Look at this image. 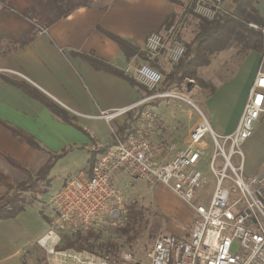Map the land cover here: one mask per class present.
<instances>
[{"label": "built area", "instance_id": "2783aa9c", "mask_svg": "<svg viewBox=\"0 0 264 264\" xmlns=\"http://www.w3.org/2000/svg\"><path fill=\"white\" fill-rule=\"evenodd\" d=\"M185 2L195 14L206 19H215L231 10L227 0ZM249 25L264 33V24L250 22ZM175 27L169 26L166 34L150 33L142 50L152 55L165 51L170 62L178 63L187 48L182 42L170 41ZM262 56L238 125L228 134L217 133L205 111L188 96L157 90L163 81L159 68L149 62L130 61L124 72L154 92L128 106L103 111L101 117L110 122L152 98L172 96L190 105L198 121L189 132L186 146L162 162L150 136L158 113L150 106L141 112L142 128L126 139L116 136V142L107 147L95 142L92 150H105L98 155L90 174L80 171L72 175L47 201L52 218L36 240L44 251L45 263L264 264V191L258 176H246L244 151L245 143L253 136L255 125L264 114V48ZM169 149H177L175 141L169 143ZM120 173L129 175L133 181H145L149 189L164 184L185 201L195 213L189 234H160L146 254L148 260L136 257L131 250L117 257L88 249L58 248L77 233L102 234L127 225L130 202L124 188L115 182ZM211 183L213 189L209 194ZM235 243L238 248L233 252Z\"/></svg>", "mask_w": 264, "mask_h": 264}, {"label": "crops", "instance_id": "0c3cea01", "mask_svg": "<svg viewBox=\"0 0 264 264\" xmlns=\"http://www.w3.org/2000/svg\"><path fill=\"white\" fill-rule=\"evenodd\" d=\"M254 5L264 21V0H255ZM2 8L0 3V12ZM185 10V0L180 3L170 0H93L90 6L79 7L50 27L41 29L37 37L25 47L15 48V44L3 47L0 52V150L34 170H38L49 158L48 152L42 149L54 153L66 150L57 160L52 173L57 166H79L84 163L86 168L82 171L90 174L93 161L102 152L97 151L96 156L97 152L92 150L93 144L99 141L107 147L115 140L95 132L87 120H105L101 117L103 111L128 106L147 96L123 75L97 67L89 58L94 57L122 72L130 61L139 63L144 60L162 67L164 59L161 56L146 58L140 54L144 52L141 49L143 42L152 32H166L167 22L173 15L176 19L171 25L176 27L170 40L184 38L182 33L190 25V22L182 21ZM108 32L137 46L139 53L129 58ZM224 52L219 51V54ZM262 54L263 51L249 50L233 72L215 84L214 93L204 98L202 109L217 133L228 134L237 127L260 68ZM24 84L67 110L83 129L55 115L45 103L27 92L22 87ZM160 98H152L145 103L166 110ZM179 105L175 116L171 115L170 120L173 119L174 123L176 120L175 125L171 122L172 130L168 129L170 123H166L164 117L150 128L160 162L171 159L177 150L186 146L189 132L197 122L192 123L195 112L188 113L193 112L192 109ZM131 111L116 117V131L134 116ZM134 126L137 130L142 128L141 118L135 121ZM13 128L22 135L32 136L42 149L21 138ZM173 141L177 145L175 151L169 149V143ZM244 151L246 176H259L264 169V114L255 125V133L245 143ZM82 157L84 162H81ZM201 167L206 169L204 164ZM0 171L16 181L20 170L0 157ZM12 173L13 177L10 175ZM124 175L118 174L115 182L124 188L126 194L129 185L128 181H124ZM134 182H142L149 191L154 190L149 189L145 181ZM261 186L264 191V179ZM3 188L8 189L0 184V198L7 196L1 194ZM212 189L213 183L208 188L209 194ZM163 203L170 215H179L177 210ZM153 210L151 212L154 213ZM188 216H191V211Z\"/></svg>", "mask_w": 264, "mask_h": 264}, {"label": "trees", "instance_id": "16d2710c", "mask_svg": "<svg viewBox=\"0 0 264 264\" xmlns=\"http://www.w3.org/2000/svg\"><path fill=\"white\" fill-rule=\"evenodd\" d=\"M170 1L181 2V0ZM0 3L3 5L0 12V42L7 41L8 44H15V48H23L37 37L41 28L50 27L61 18L69 16L79 7L90 6L93 0H0ZM254 3L255 0H227V5L231 9L230 12L228 14H221L215 19L200 17L193 12L191 6H186V9L199 19L196 34L190 42L185 43L187 50L183 58L178 63H173L170 71L164 72L163 81L157 90L167 91L174 86V84L179 85L189 79H193L199 82V84L207 86L209 83L198 76L197 69L200 66L208 65L211 62L212 54L225 50L235 44L237 46L243 45L248 48L246 53L251 49L263 51L264 33L249 25L250 22L264 24ZM175 19L176 16L174 15L169 19L167 28L171 26ZM108 34L119 43L129 58L139 53V48L124 38L111 32H108ZM140 54L149 58L145 52H140ZM89 60L97 67H104L123 75L132 85L145 89L148 96L154 92L124 71L122 72L110 67L94 57H90ZM22 87L35 98L45 103L55 115L83 129L67 110L60 107L54 101L39 94L31 87L25 86V84L22 85ZM215 90L216 86L212 85L211 91L205 98L211 96ZM147 104L149 103H144L130 112L131 114L133 113L134 116H131L129 120L118 127L116 135L113 136L115 142L116 136L124 140L130 133L137 131L138 128L134 126V123L141 117V112ZM13 130L15 133L19 134L21 138L26 139L35 147L42 149V146L39 145L32 136L22 135L14 128ZM42 150L48 152L49 158L44 165L35 172H32L28 166L19 160L0 150V157L15 168L29 175L26 180L15 183L10 176L0 171V184L8 187V189L15 190L12 195L0 198V221L17 216L26 208L28 201L26 195L23 193L29 190L41 192L42 188L40 187V183L43 181H50L52 169L57 160L61 158L66 151L63 150L60 153H54L46 149ZM100 150L104 151L105 149L101 148ZM94 162L95 161H93V164ZM134 217L136 218L137 216L130 213L129 210L128 223L126 226L120 228V230L126 229L124 231L126 232ZM100 235L101 234L95 232H90L86 235L77 233L72 237H68L64 244L58 246V248L72 247L77 250L88 249L100 252L96 248L98 245H101ZM100 249H105L107 253H111L117 257L120 256L117 252V245L112 242L105 243Z\"/></svg>", "mask_w": 264, "mask_h": 264}, {"label": "rangeland", "instance_id": "374dc122", "mask_svg": "<svg viewBox=\"0 0 264 264\" xmlns=\"http://www.w3.org/2000/svg\"><path fill=\"white\" fill-rule=\"evenodd\" d=\"M184 14L182 21L190 22V25L182 33L184 38H181V40L173 38L170 40L171 42H182L185 44L190 42L196 34L199 19L196 16H193V14L187 9ZM162 33L166 34L167 31ZM7 44V41L0 42V52ZM247 50L248 48L243 45L237 46L235 44L234 46L225 49V52L222 55L219 54V51L212 54V64L210 62L208 65L200 66L197 69L198 76L209 83L207 86H203L199 84V82L189 79L185 80L182 84H174V86L168 89L167 92H170V94L188 96L200 108H202L201 104L206 95L211 91L212 85L225 80V77L231 74L237 67ZM164 52L165 51H162L157 55L164 59L161 62L163 64L162 67H158L156 64L149 62L151 66L159 68L163 75L164 72L170 71L173 66V63L168 59L167 53ZM145 54L149 56V58L155 56L146 52ZM142 62L145 61L142 60ZM189 83L191 85L190 87L188 86ZM140 89L145 96H148L145 89ZM160 99L164 101V104L167 107L166 110L152 108L158 113V120L164 117V121L170 123L169 130H172L171 125L174 123L172 122L173 119L170 120L171 115L173 117L175 116L174 113H177L176 107H179V104H183L185 109H192L193 112L188 113L195 112L190 105L184 103L178 98L169 96L161 97ZM105 120L87 121L95 132L113 138V136H115L114 132H116L117 129L114 124L116 118L108 123ZM195 121H198V116L193 114L192 123ZM175 124L176 120L173 125ZM212 151L213 150L211 149L210 155L212 154ZM97 155L98 152L96 156ZM82 161L84 162L83 157L81 162ZM84 168H86L84 163L79 166H73L70 164L57 166L53 173L51 172L50 181H43L40 183V187L42 188L41 192L29 190L23 193L26 195L28 201L26 208L17 216L0 221V264H46L45 260H43L44 251L36 244V240L45 232L52 218V212L47 205V201L50 195L60 188L68 178L74 173L84 170ZM30 170L32 172L37 171L32 168H30ZM10 175L13 177V173ZM28 176L27 173L20 170L18 177L16 178L17 180L15 181L14 179V181L16 183L26 180ZM123 178H125V182L128 181L129 185L126 194L127 199L130 202L128 204L130 213L137 217L132 219L126 232H124L126 229H109L108 231H103L100 235L101 245L96 247L97 250L105 252L106 250L100 249V247L104 246L107 242H112L117 245V252L119 255L126 250H131L136 257L148 260L146 254L160 234L173 233L176 235H186L191 231L195 218L194 210L185 201L179 198L169 187L164 184H158L153 191H149L144 183L134 182L129 175L125 174ZM160 186L163 188L159 189L158 187ZM14 192V189L10 190L3 188L1 194L12 195ZM163 202L167 205L169 204L173 210H177L179 215H170ZM152 208L155 210H153L154 213L151 212ZM190 211L191 216L189 217L188 215H190ZM186 216H188L187 220ZM237 248L238 244L235 243L232 247V251L235 252Z\"/></svg>", "mask_w": 264, "mask_h": 264}, {"label": "water", "instance_id": "95a60500", "mask_svg": "<svg viewBox=\"0 0 264 264\" xmlns=\"http://www.w3.org/2000/svg\"><path fill=\"white\" fill-rule=\"evenodd\" d=\"M189 87L191 86L190 83L188 85ZM258 178L262 181L264 179V169L261 171V173L259 174Z\"/></svg>", "mask_w": 264, "mask_h": 264}]
</instances>
